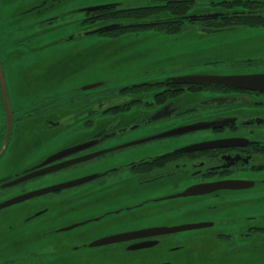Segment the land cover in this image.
<instances>
[{"label":"flooded vegetation","instance_id":"af4514ba","mask_svg":"<svg viewBox=\"0 0 264 264\" xmlns=\"http://www.w3.org/2000/svg\"><path fill=\"white\" fill-rule=\"evenodd\" d=\"M165 3L138 5L131 4V0H86L79 5L71 4L67 9L55 10L53 16L46 17L38 25H52L53 20L65 13L81 12L83 17L74 19L71 22L73 27H113L96 34L116 38L126 30L129 31L124 34L146 31L176 34L187 23H197L203 32L208 33V30L240 26L238 23L248 21L246 17L250 14H264V0H209L205 4L191 0L181 3L180 13L165 9L168 7ZM153 6L156 12L165 11L170 14L169 17H179L183 22H160L126 28L130 23L110 20L123 18L127 14L141 19L146 15L140 16L141 13L132 9ZM186 6H189L188 10L184 9ZM18 7L14 6V58L3 61L0 46L3 81L2 85L0 79V161L10 154L13 168L0 179V185L33 170H54L32 178L46 176V179L42 178L48 180L45 187L85 176L96 177L77 186L45 194L47 196L42 198L34 197L1 208L0 264H14V259L20 254L24 256L21 263L16 264H264V214L251 215L250 212L251 208L259 212L260 206H264V192L253 197L251 194L256 187L218 190L165 201L166 197L180 194L194 185L249 179L264 171V89L169 82L167 85L122 87L95 96L86 94L82 99L84 108L78 113L80 122L70 128L72 125L67 123L66 115L78 106L68 105L69 102L57 94L51 96V92L60 87L57 86V79L59 82L63 80L60 66L45 78L47 86L36 88L34 100L25 89L32 88V81L27 87L10 88L4 83L5 68H11V79L35 74L31 73L35 70L34 61L43 58L46 52L44 48L48 46L41 43L40 38L35 36L32 39L29 36L28 29L35 26L20 22L23 16L19 15ZM92 7L99 8L89 9ZM193 9L196 11L191 15ZM2 26L1 21L0 31ZM165 26H173L178 31L166 33L162 30ZM61 27L62 24L53 25L48 30ZM41 32L46 34L48 31ZM61 40L55 42L54 47ZM33 44H40L37 50H33L41 51L35 56L29 48ZM63 60L60 55L59 62ZM26 99L28 103L25 104ZM131 108L167 111L165 116L168 117L164 126L150 131L146 128L141 131L147 134L125 140L127 133L118 132L125 129L123 126L128 122ZM119 115L127 117L105 128H112V132L99 133L97 127L102 119ZM135 122L133 120L132 123ZM65 128L69 129L66 134L63 133ZM80 131H95L80 135V142H96L51 162L46 160L61 152V149L30 159L31 163L14 171L15 144H24L26 138L32 135L33 140L40 141L37 146L40 145L45 152ZM160 134L168 136L109 151L128 142ZM192 136L193 142L189 143ZM215 141L219 146L187 150ZM152 145H166L168 149L134 159L121 161L119 158L130 152H138L139 148H152ZM131 148L136 150L125 152ZM38 152L32 150L29 155ZM78 159L84 160L73 163ZM147 192L153 195L152 198ZM144 205L145 208H142ZM92 216L98 220L89 222L86 232L80 227L70 233L59 231L61 227ZM194 223L213 225L99 246L89 244L94 238L111 234Z\"/></svg>","mask_w":264,"mask_h":264},{"label":"rangeland","instance_id":"374dc122","mask_svg":"<svg viewBox=\"0 0 264 264\" xmlns=\"http://www.w3.org/2000/svg\"><path fill=\"white\" fill-rule=\"evenodd\" d=\"M37 0H0V22L3 26L0 31V46L2 47L1 59L10 61L14 58V6H27ZM86 0H69L61 3L62 9H67L71 4L79 5ZM167 0H131V4L148 5L163 4ZM198 3H208L209 0H197ZM66 2V3H65ZM22 3V4H21ZM56 9V8H55ZM55 9L44 14H34L28 21L35 27L29 28V36L32 39L36 36L40 38L41 43L48 45L45 49L43 62L52 60V54L66 55L67 57L75 55V68L67 69L65 73L64 86L57 87L51 92L63 95L69 102L68 105L73 108L67 116V123H71L72 128L78 120L79 110L83 109V96H95L104 92L117 91V88L127 85H136L148 81H162L168 78L184 75H240L251 73H264V28L237 27L234 30L219 31L215 33H205L200 25L187 23L180 33L165 34L158 31H146L137 34H125L118 38L100 37L97 34H87L94 30L93 27L81 26L73 27L71 22L74 19L83 17V13H65L62 17L53 20L54 24L39 27L38 23L42 22L48 16H53ZM195 12L196 10H192ZM51 20V19H50ZM62 24L60 29L48 30L53 25ZM39 27V28H37ZM41 30L48 31L42 33ZM74 36V40L72 39ZM59 39L61 42L54 43ZM40 45V44H39ZM39 45L33 44L29 48L33 55L37 53ZM258 61V62H257ZM257 62V63H256ZM35 63V62H34ZM250 63V64H249ZM53 64V62H51ZM257 64L258 66H251ZM248 65V66H246ZM69 66V65H67ZM4 83L7 87L13 86L27 87L32 81V88H25L31 93V100H34L33 92L36 88L46 83L38 78L35 74L28 77L16 76L11 79V68H5ZM36 72V69L31 73ZM103 82L104 85L87 91H81V87L86 85ZM24 103H28L26 99ZM82 105V106H80ZM167 111L155 109H133L131 108L127 118L126 132L129 140L139 138L147 134L142 132L147 128L151 129L164 126ZM135 120V123H132ZM138 122H142L139 126ZM69 129L63 131L64 134ZM139 130V131H138ZM122 134V133H121ZM70 135V134H69ZM138 140V139H137ZM193 142V136L189 137V143ZM40 141L33 140L30 135L26 138L24 144L14 145V171L19 170L25 165L31 163L30 159L45 156V152L52 150L55 146L50 147L45 152L39 144ZM170 144V143H169ZM152 148L146 146L137 149L138 152H130L119 156L120 160L127 158L134 159L142 155L159 154L168 147L166 145H152ZM156 147H158L156 149ZM156 149V150H155ZM32 150L39 151L29 155ZM136 150L134 148L127 151ZM2 162L0 161V179L12 171V158L9 154ZM42 178L46 179V176ZM41 177L39 179H30L12 187L0 189V200H7L25 193L38 190L47 186V181ZM248 180L263 181L252 192L253 197L263 195L264 192V171L249 177ZM257 188H260L257 189ZM252 189V188H251ZM47 195L39 196L40 198ZM251 215L264 214V206H260L259 212L250 210ZM238 213V212H237ZM241 225V224H239Z\"/></svg>","mask_w":264,"mask_h":264},{"label":"water","instance_id":"95a60500","mask_svg":"<svg viewBox=\"0 0 264 264\" xmlns=\"http://www.w3.org/2000/svg\"><path fill=\"white\" fill-rule=\"evenodd\" d=\"M63 1H65V0H37L35 2H31L29 5L24 6V7H23V4L21 3L22 5H18L19 6L18 7L19 15L23 16V18L21 17L20 22H28L29 19L34 14H40L41 15L44 13H48L49 11H51L55 8H56L55 10H57V9L61 8V6L64 5V4L61 5V3ZM67 1H69V0H66V2ZM97 8H99V7H92L89 9H97ZM215 16L216 15H213V17H215ZM96 27L97 26H94L93 27L94 30L89 31L87 34L88 35L89 34H96V33L102 32L104 30L113 29V27H106L103 29H97ZM234 29H226V30H234ZM226 30H208L207 32L208 33H215V32L226 31ZM58 53H59V51H58ZM58 53L52 54V60L49 62H43L41 58L39 60L37 59L36 61H34L35 62L34 63V69H36V72L40 71L39 73H35V75L45 82V78H47V76L50 73H52L56 68H58V66H60L63 80L59 82V78H58L57 79L58 80L57 86L60 85V87H63L65 84V82H64L65 73H66L67 69L70 68V66H71V70H73L75 68L74 63L76 62L77 59H76L75 55H72L69 57H67L66 55H61L64 60H63V62H59L60 55ZM51 62H53V64H51ZM67 65H69V66H67ZM42 71H44V73ZM1 73H2V71L0 68V79H1V84L3 85ZM164 82H175V83H183V84H208V85H219V86L247 87V88H251V89H264V74L225 75V76L184 75V76H177V77L168 78V79L162 80V81H157V80L156 81H148V82H144V83H140V84H146V83H148V84H153V83L160 84V83H164ZM140 84H136V85H140ZM47 85L48 84L46 83L45 85H42V86H47ZM103 85H104L103 82H98L95 84L86 85V86L81 87V91H87V90H90V89H93L96 87H101ZM128 86L129 85L122 86V87H128ZM130 86H133V85H130ZM122 87H119V88H122ZM59 96L64 97L63 95H59ZM205 103H207V101H205ZM126 117L127 116H125V115H119V116H114L111 118L102 119L99 122V126L97 127V130H99L100 134L102 132H108V131L112 132V128H109L108 130H106L105 128L107 126L111 125L112 122L122 121V120L126 119ZM123 127L125 129L122 132H118L119 134H121L123 132L125 133L128 131L129 127L127 126V123ZM113 128H115V126H113ZM194 128H196V127H194ZM93 132H95V131H93ZM93 132L92 131H87V132H81L80 131V132H76L75 134L71 135L70 137L65 139V141L63 143H61L60 145L55 146L52 150H50L48 152H45V155H48V154L52 153L53 151H57V150L61 149L60 150L61 152H59L58 154L49 156V158L46 161L51 162V161H53L59 157H63V156L78 152V151H80L86 147L93 145V143H95L96 141L80 142V140H81L80 135H82V136L89 135ZM167 134H169V133H167ZM167 134H160V135L153 136V137L146 138V139H139V140L131 141V142L125 143L123 145H120L118 147H114L112 149H109V151H113V150H117V149H123V148H127L130 146L142 144V143H145L147 141L154 140L156 138L168 136ZM216 142L217 141H215L214 143L205 142V143L200 144L201 146H193L187 150H196V149H201V148H213V147L219 146L218 143H216ZM4 143H6V140ZM82 160H84V159H78V161H74L73 163H76V162H79ZM39 166H35V168H40ZM51 171H54V170H50V171H48V170L34 171L33 170L31 172L25 173L23 176L14 178V180H11L9 182L1 184L0 189H4V188L10 187V186H14V185L23 183V182L30 180L32 178L48 174ZM95 177L96 176H85L84 178L66 181L64 183H60L58 185H53L50 187L40 188L38 190L25 193L21 196H17L14 198L4 200L3 202H0V209L11 206V205H17L18 203H20L26 199L39 197V196L49 194V193H52L55 191H59V190L65 189V188L77 186V185L82 184L84 182H88V181L94 179ZM262 182L263 181H253V180H248V179H236V180H230L229 179V180H220V181L214 182V183L194 185L190 188H187L186 190H184L180 194H176L173 196L166 197L165 199H167V200H165V201L168 202V201H171V199H176V198H180V197L187 198V197L196 196V195L210 194V193L218 191V190H240V189H246V188H253V187H256L258 185L257 183L260 184ZM147 194L150 196V198H152V196H153L152 194H150L149 192H147ZM79 197L86 198L85 196H79ZM140 197H145V196H140ZM173 202H175V201H173ZM147 203H149V202H146V204ZM142 208H145V205ZM97 220H98V218L93 217V216L88 218V219L83 218L81 221H78V222L73 223L71 225L61 227L59 229V231L70 233L74 229H77V227H80V230H82L83 232H86V225L92 221L97 222ZM212 225H213V223H194V224L179 225L176 227H148L146 229H140V230L131 231V232H127V233L111 234V235H107V236H103V237L94 238L95 240L91 239L93 241H89L90 242L89 244H90V246L112 244V243L122 241V240H127V239H134V238L137 239V238H142V237L149 236V235H160V234H168V233L183 231V230L199 229V228H203V227H210ZM60 234H62V233H60ZM76 238L78 240H81L79 237H76ZM84 240H87V239H84ZM150 245L151 244L146 245V246H150ZM23 256H24L23 254H20L17 258H15L14 264L21 263Z\"/></svg>","mask_w":264,"mask_h":264},{"label":"trees","instance_id":"16d2710c","mask_svg":"<svg viewBox=\"0 0 264 264\" xmlns=\"http://www.w3.org/2000/svg\"><path fill=\"white\" fill-rule=\"evenodd\" d=\"M183 2H191V0H167L165 4L168 5V7H165V9H168L172 12L176 11V13H180L182 5H183L181 3H183ZM155 8L156 7L153 6V7L141 8V9L140 8L132 9V11H134L136 13H141L140 16L146 15L145 17H143L141 19L140 18L134 19L132 17V15L127 14V15H123V18H117V19L113 18L110 20L130 23V25L126 26V28H128L130 26L159 24L160 22L161 23H181V22H183L181 20V18H179V17H175L173 15H171L172 17H169L168 15H170V14L166 13L165 11L156 12ZM184 9L188 10L189 6H186ZM223 18H225V17H223ZM231 18H234V17L231 16ZM246 18H249V20L244 21L242 23H238V25H240V26H237V27L264 28V14H259V15L250 14V16L246 17ZM237 27H231V29L237 28ZM162 30L166 33L167 32L168 33H174V32L178 31V28H175L173 26H168V27L165 26L162 28ZM220 30H222V29H220ZM128 31L129 30L122 31L121 33H123L122 35H125L124 33L128 32ZM122 35H119L118 37H120ZM118 37H116V38H118ZM160 84L167 85V84H169V82H164V83H160ZM145 85L146 86L157 85V83H153V84L146 83V84L133 85V86H145ZM205 85H208V84H205Z\"/></svg>","mask_w":264,"mask_h":264}]
</instances>
